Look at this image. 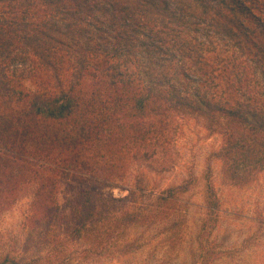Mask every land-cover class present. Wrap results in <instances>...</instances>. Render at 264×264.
Listing matches in <instances>:
<instances>
[{"label":"trees","instance_id":"trees-1","mask_svg":"<svg viewBox=\"0 0 264 264\" xmlns=\"http://www.w3.org/2000/svg\"><path fill=\"white\" fill-rule=\"evenodd\" d=\"M246 10L242 0H0L4 21L0 22V211L20 186L38 180L27 227L50 226L59 212L54 206L58 178L113 183L123 177L122 165L95 166L99 151L95 146L122 153L115 128L134 120L132 137L137 143L158 134L157 123L145 120L167 112L197 113L210 128L223 122L234 128L227 132L228 147L221 154L231 162L226 172L232 181L248 180L263 171L264 100L248 92L246 100L241 98L243 79L236 64L228 72L226 65L209 72L210 63L203 62V44L198 41L201 29L213 32L264 76V38L244 22ZM141 39L145 52L169 56L175 50L184 59L197 61V75L219 72L214 78L219 82L208 78L204 82L208 90L193 91L191 84L196 82L189 79L185 63L177 61L178 67L159 66V70L156 63L143 65L121 50ZM15 50L19 53L12 56ZM29 56L38 63L36 91L6 73L11 63L26 64ZM214 59L224 62L220 54ZM141 74L155 84L146 86ZM182 90H192L194 98ZM259 91L264 95L263 86ZM188 190L186 184L169 188L154 204L130 206L117 214L115 201L109 204L82 190L74 198L68 238L50 239L51 251L45 258L12 252L1 257L0 264H82L112 256L125 231L171 219L177 193ZM208 192L212 212L218 203L211 186ZM75 243L84 248L72 254ZM131 243L123 247L132 248ZM218 258L216 247L202 242L195 264H215Z\"/></svg>","mask_w":264,"mask_h":264},{"label":"rangeland","instance_id":"rangeland-1","mask_svg":"<svg viewBox=\"0 0 264 264\" xmlns=\"http://www.w3.org/2000/svg\"><path fill=\"white\" fill-rule=\"evenodd\" d=\"M242 1L247 8L244 22L264 38V0ZM214 6H217L216 3ZM0 22L4 23L1 14ZM198 41L203 44V62L211 64V67L208 65L209 72L213 67L224 69L225 65L228 72L236 64L243 79V91L239 94L241 98L246 100L244 92H248L264 100V95L259 91L264 87V76L254 63L246 56H240L228 43L220 42L213 32L205 33L201 29ZM142 42L143 39L133 42L134 48L126 44L121 50L132 59L137 57L143 65L157 64L155 68L158 69L166 65L178 67L177 61H181L179 64L185 63L189 79L196 82L191 84L193 91L196 87H200V92L207 89L204 82L208 78L212 77L216 84L219 82V79L214 80L219 72L217 75L210 74V77L197 75V61L194 59H184L175 50H170L169 56L150 54L141 49ZM110 51H113L112 48ZM17 53L19 51L15 50L11 55ZM217 54L221 55L222 60L224 58V62L214 59ZM4 62H8V59ZM126 69L132 73L135 71L132 67ZM30 71H33L31 75ZM6 73L15 74L23 86L31 91L39 87L38 63L33 56L27 58L26 64L11 63ZM141 75L146 86L155 84L154 79L151 81L143 77L144 74ZM192 90H182L181 93L192 99L195 94ZM167 114L159 118L149 116L145 122L157 123L158 134L148 135L144 140H137V143L132 137L134 128L131 124L134 120L128 121L125 128H115L113 132L117 146L121 149L124 146L122 153L106 145L95 146L99 150L94 155L95 166L118 164L124 167L120 172L123 177H117L113 183L58 178L54 206L58 207L59 212L50 226L35 230L27 227L40 182L37 180L20 186L7 208L0 211V258L12 252L18 256L28 254L26 256L32 258H45L51 251L48 247L50 239L62 240L70 236L74 198L82 190L94 192L109 204L111 200L115 201L113 206L117 214L118 210H127L130 206L136 208L154 204L164 191L186 184L189 190L185 194L177 193L176 212L171 219L133 226L124 232L122 241L110 258H91L82 264H195L200 260L202 242L216 247L220 258L215 260V264H264V170L248 177V180L232 181L226 172L231 162L222 158L221 154L228 147L226 134L234 128L224 122L210 128L205 118L197 113L179 111ZM122 132L130 136H123ZM83 174L89 176L90 172ZM209 186L213 188L218 203L212 212ZM127 242H132V248L123 247ZM81 248L84 246L75 243L70 250L73 254Z\"/></svg>","mask_w":264,"mask_h":264}]
</instances>
